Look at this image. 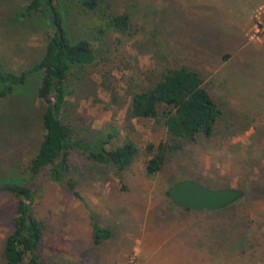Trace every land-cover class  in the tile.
I'll use <instances>...</instances> for the list:
<instances>
[{
  "label": "rangeland",
  "instance_id": "374dc122",
  "mask_svg": "<svg viewBox=\"0 0 264 264\" xmlns=\"http://www.w3.org/2000/svg\"><path fill=\"white\" fill-rule=\"evenodd\" d=\"M25 3L0 0V66L14 72L38 60L45 44L42 21L22 14ZM63 7L69 38L88 39L96 59L68 74L60 118L77 138L111 134L106 148L128 140L137 152L120 173L72 152L75 197L46 172L28 174L43 133L38 75L0 99V182L21 178L34 190L40 264H264V0H102L89 12L66 0ZM120 13L126 29L106 25ZM178 66L197 72L220 109L210 137H173L161 108L152 118L128 116L132 94ZM159 142L169 149L147 176ZM178 180L242 196L218 209L184 208L166 194ZM14 209V197L0 192V264ZM92 221L110 231L98 244Z\"/></svg>",
  "mask_w": 264,
  "mask_h": 264
},
{
  "label": "trees",
  "instance_id": "16d2710c",
  "mask_svg": "<svg viewBox=\"0 0 264 264\" xmlns=\"http://www.w3.org/2000/svg\"><path fill=\"white\" fill-rule=\"evenodd\" d=\"M65 1L26 0L22 14L36 16L42 21L45 29L44 48L40 58L25 70L14 72L0 66V99L11 93L14 87L23 84L27 75H38L35 96L43 104L40 116L43 133L35 154L29 160L28 174L36 177L46 172L50 180L64 184L75 197H79L75 182L69 176L72 152L84 155L91 162L111 165L116 173H120L131 163L137 148L128 140L106 148L111 134L95 142H87L77 138L74 127L60 118L66 104L68 74L73 68L91 64L96 59V51L88 39L69 38L64 27ZM70 1H75L89 12L96 10L102 0ZM127 24L126 13L113 14L106 19L107 26L121 31L126 29ZM158 108H161L166 131L175 138L188 141H194L199 135L210 137L220 115V109L202 85L197 72L186 66L167 69L153 85L134 92L128 116L152 118L157 115ZM151 148L152 145L147 144V149ZM168 149L165 143L156 145L144 166L147 176L161 169ZM0 192H7L15 199L12 228L3 241L4 264H21L24 260L25 264H40L43 225L31 210L33 188L21 178H11L0 182ZM166 194L168 196L167 190ZM91 229L94 244L110 236V231L95 221L91 222Z\"/></svg>",
  "mask_w": 264,
  "mask_h": 264
},
{
  "label": "water",
  "instance_id": "95a60500",
  "mask_svg": "<svg viewBox=\"0 0 264 264\" xmlns=\"http://www.w3.org/2000/svg\"><path fill=\"white\" fill-rule=\"evenodd\" d=\"M168 199L175 205L197 210H213L227 206L242 196L236 188L211 189L192 180H178L168 189Z\"/></svg>",
  "mask_w": 264,
  "mask_h": 264
},
{
  "label": "crops",
  "instance_id": "0c3cea01",
  "mask_svg": "<svg viewBox=\"0 0 264 264\" xmlns=\"http://www.w3.org/2000/svg\"><path fill=\"white\" fill-rule=\"evenodd\" d=\"M261 2V1H260ZM256 6V5H255ZM254 8V6L251 8V10Z\"/></svg>",
  "mask_w": 264,
  "mask_h": 264
}]
</instances>
